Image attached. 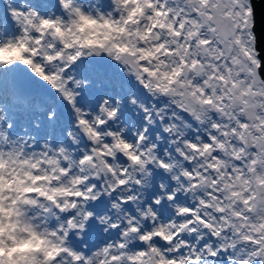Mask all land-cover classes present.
I'll list each match as a JSON object with an SVG mask.
<instances>
[{
	"label": "snow or ice",
	"instance_id": "obj_1",
	"mask_svg": "<svg viewBox=\"0 0 264 264\" xmlns=\"http://www.w3.org/2000/svg\"><path fill=\"white\" fill-rule=\"evenodd\" d=\"M253 0H0V264H264Z\"/></svg>",
	"mask_w": 264,
	"mask_h": 264
},
{
	"label": "water",
	"instance_id": "obj_2",
	"mask_svg": "<svg viewBox=\"0 0 264 264\" xmlns=\"http://www.w3.org/2000/svg\"><path fill=\"white\" fill-rule=\"evenodd\" d=\"M253 6L257 18V47L260 50L261 58L264 59V0H253Z\"/></svg>",
	"mask_w": 264,
	"mask_h": 264
}]
</instances>
